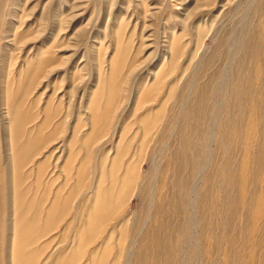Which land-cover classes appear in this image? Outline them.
I'll return each mask as SVG.
<instances>
[{"label": "rangeland", "instance_id": "obj_1", "mask_svg": "<svg viewBox=\"0 0 264 264\" xmlns=\"http://www.w3.org/2000/svg\"><path fill=\"white\" fill-rule=\"evenodd\" d=\"M0 264H264V0H0Z\"/></svg>", "mask_w": 264, "mask_h": 264}, {"label": "bare ground", "instance_id": "obj_2", "mask_svg": "<svg viewBox=\"0 0 264 264\" xmlns=\"http://www.w3.org/2000/svg\"><path fill=\"white\" fill-rule=\"evenodd\" d=\"M126 181H128V182H131V177H126ZM128 190L127 189H124V190H121V194H124V193H126ZM108 203V202H107ZM117 214V212H115L113 215H106V214H102V218H101V220H102V227L104 226V225H106L109 221H111V220H113L114 218H115V215ZM105 215V216H104ZM51 230H48V233L50 232ZM48 233H46V234H48Z\"/></svg>", "mask_w": 264, "mask_h": 264}]
</instances>
